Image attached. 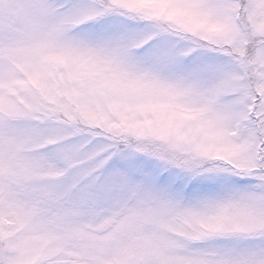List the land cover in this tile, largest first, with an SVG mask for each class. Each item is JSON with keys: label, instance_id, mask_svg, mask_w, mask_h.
Instances as JSON below:
<instances>
[{"label": "snow or ice", "instance_id": "1", "mask_svg": "<svg viewBox=\"0 0 264 264\" xmlns=\"http://www.w3.org/2000/svg\"><path fill=\"white\" fill-rule=\"evenodd\" d=\"M0 264H264V0H0Z\"/></svg>", "mask_w": 264, "mask_h": 264}]
</instances>
